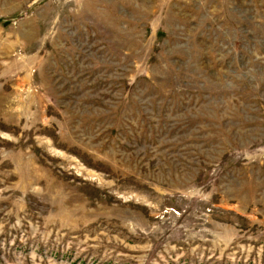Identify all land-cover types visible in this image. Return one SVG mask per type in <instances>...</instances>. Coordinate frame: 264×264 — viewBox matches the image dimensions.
<instances>
[{
    "label": "rangeland",
    "instance_id": "374dc122",
    "mask_svg": "<svg viewBox=\"0 0 264 264\" xmlns=\"http://www.w3.org/2000/svg\"><path fill=\"white\" fill-rule=\"evenodd\" d=\"M0 264H264V0H0Z\"/></svg>",
    "mask_w": 264,
    "mask_h": 264
}]
</instances>
